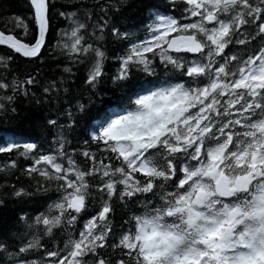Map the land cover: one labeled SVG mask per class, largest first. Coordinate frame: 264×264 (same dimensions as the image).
<instances>
[{
	"label": "snow or ice",
	"instance_id": "snow-or-ice-1",
	"mask_svg": "<svg viewBox=\"0 0 264 264\" xmlns=\"http://www.w3.org/2000/svg\"><path fill=\"white\" fill-rule=\"evenodd\" d=\"M124 3L58 12L53 0H27V20H10L19 31H0L8 53L0 116L19 121L0 132V154H8L0 172L20 167L29 181L6 185L15 203L45 197L34 215L15 213L19 232L7 236L16 243L0 239V256L5 264H264V0H166L165 11L148 9L142 37L121 29ZM57 16L63 28L54 27ZM106 34L123 42L111 78L120 95L93 111ZM49 48L65 59L63 73L85 66L91 95L65 107L64 124L44 118L55 130L45 147L22 135L29 118L14 106L34 96L35 77H18L11 64L42 62ZM65 84L42 92L68 94ZM85 118L82 143L96 147L69 150L64 130ZM8 213L0 199L5 222Z\"/></svg>",
	"mask_w": 264,
	"mask_h": 264
},
{
	"label": "trees",
	"instance_id": "trees-1",
	"mask_svg": "<svg viewBox=\"0 0 264 264\" xmlns=\"http://www.w3.org/2000/svg\"><path fill=\"white\" fill-rule=\"evenodd\" d=\"M104 0H101L103 3ZM56 11L72 12L77 11L82 5H92L94 0H53ZM155 6L160 11H165L167 7L166 0H126V3L121 5L120 13L118 16L119 23L122 30L137 31L138 36H143L144 32L141 30V25L146 23L148 18V9ZM27 0H0V31H19L15 29L14 24L10 22L11 18L19 16L22 19L27 20L28 16ZM93 20L96 19L95 9H93ZM31 30V21H27ZM67 22L60 17H56L54 20V27L59 29L63 28ZM54 42V41H53ZM103 49L106 51L107 60L104 64L105 77L97 87L99 92L98 96H93L94 105L93 111H98L103 108L105 104H109L116 100L120 92L116 90V86L112 84L111 78L118 69V62L115 57L123 54V42L113 39L110 35L105 36V40L101 42ZM7 50L0 48V57L6 56ZM66 61L62 56L49 48L48 53L43 57L42 62L28 63L23 60H16L14 58L11 64L12 71L20 78H26L28 75L35 77L36 83L31 86L30 92L33 95H29L27 98L20 96L15 100L14 106L18 111L23 112L29 119L23 125L27 131L23 136H32L45 145L48 146V141L52 139L54 129L49 128L44 121L45 117L57 120L58 124H64L66 122V115L64 114L65 107L74 104L75 98L91 95L87 93L83 87V79L85 73V66L83 65H69L72 67L74 75L63 73L62 69L65 66ZM158 73L161 70L157 69ZM135 76L143 78L142 74L134 73ZM8 79H11L12 72L7 74ZM64 78L66 81L65 86L70 89L68 94L60 93L57 97L55 94L45 96L42 92V88L47 86L51 81H58ZM37 100L39 103H37ZM55 101V102H53ZM74 111V109H73ZM33 122H38L34 126H30ZM18 120L11 117L0 116V132L11 133L17 128ZM87 119L80 120L78 124L71 130L65 129L64 135L71 143L67 145L69 150L81 149L83 147H91L95 149V145L85 146L82 141L87 139L84 128L86 126ZM80 160V157H76ZM8 159V154H0V167H3ZM18 165L26 166V162L23 158L18 160ZM7 184H13L17 187L28 186L29 181L25 175L22 174L20 167H17L10 173L0 172V199H4L9 204L8 220L2 218L0 214V239L6 241L11 247L16 243L15 239L8 238L7 233L9 230H15L17 233L19 229H14L12 221L15 220V213L24 212L29 215H34L37 211L43 209L45 205V197H34L26 200L23 203H15L10 198L11 189L6 187ZM55 198V193H51ZM122 209L117 206V216L115 221L118 223L120 220V213ZM47 246L51 245V241H44ZM63 238L57 237V243L62 245ZM40 254H37V256ZM35 258V257H34ZM0 264H5V260L0 256Z\"/></svg>",
	"mask_w": 264,
	"mask_h": 264
},
{
	"label": "water",
	"instance_id": "water-1",
	"mask_svg": "<svg viewBox=\"0 0 264 264\" xmlns=\"http://www.w3.org/2000/svg\"><path fill=\"white\" fill-rule=\"evenodd\" d=\"M0 48H3V47H0Z\"/></svg>",
	"mask_w": 264,
	"mask_h": 264
}]
</instances>
